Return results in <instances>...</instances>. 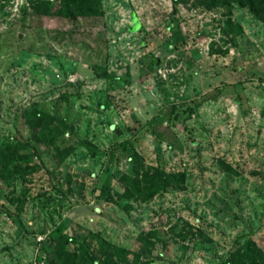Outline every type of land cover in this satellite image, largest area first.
Returning a JSON list of instances; mask_svg holds the SVG:
<instances>
[{
  "label": "rangeland",
  "instance_id": "rangeland-1",
  "mask_svg": "<svg viewBox=\"0 0 264 264\" xmlns=\"http://www.w3.org/2000/svg\"><path fill=\"white\" fill-rule=\"evenodd\" d=\"M205 1L65 18L60 0H0V264L264 252V23ZM156 171L183 181L121 196L124 175Z\"/></svg>",
  "mask_w": 264,
  "mask_h": 264
},
{
  "label": "trees",
  "instance_id": "trees-1",
  "mask_svg": "<svg viewBox=\"0 0 264 264\" xmlns=\"http://www.w3.org/2000/svg\"><path fill=\"white\" fill-rule=\"evenodd\" d=\"M205 2L209 7L230 2L237 3L241 6H248L256 13L258 20L264 23V0H207ZM55 10L65 18L76 14L88 16L101 14L99 0H60ZM135 25L136 23H134ZM96 75L100 76V73L96 72ZM121 144L127 145L129 144V140L125 139ZM227 168L230 169V167ZM8 172L10 173L12 171ZM121 181L124 183V189L121 193L122 197L127 198L133 196L144 201L150 199L155 193L164 191L170 184H180L183 181V173H163L156 171L150 174L124 175ZM100 188L98 194L100 198L106 199L112 196L111 186L106 182H102ZM86 258L88 260L90 259L89 262L91 264L94 262L87 254L82 256V261L85 262ZM225 264H264V252L252 239L248 238L234 247L226 259Z\"/></svg>",
  "mask_w": 264,
  "mask_h": 264
},
{
  "label": "built area",
  "instance_id": "built-area-1",
  "mask_svg": "<svg viewBox=\"0 0 264 264\" xmlns=\"http://www.w3.org/2000/svg\"><path fill=\"white\" fill-rule=\"evenodd\" d=\"M32 264H45V262L42 259H36L32 261Z\"/></svg>",
  "mask_w": 264,
  "mask_h": 264
},
{
  "label": "water",
  "instance_id": "water-1",
  "mask_svg": "<svg viewBox=\"0 0 264 264\" xmlns=\"http://www.w3.org/2000/svg\"><path fill=\"white\" fill-rule=\"evenodd\" d=\"M261 112H263V111H261Z\"/></svg>",
  "mask_w": 264,
  "mask_h": 264
}]
</instances>
